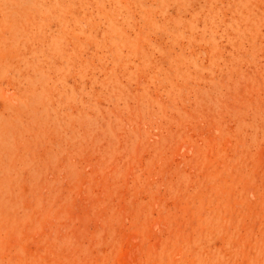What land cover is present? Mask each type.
Returning <instances> with one entry per match:
<instances>
[{"label": "rangeland", "instance_id": "1", "mask_svg": "<svg viewBox=\"0 0 264 264\" xmlns=\"http://www.w3.org/2000/svg\"><path fill=\"white\" fill-rule=\"evenodd\" d=\"M0 264H264V0H0Z\"/></svg>", "mask_w": 264, "mask_h": 264}]
</instances>
